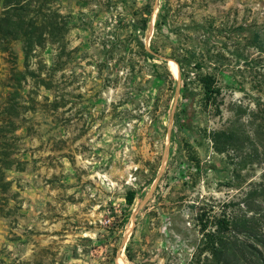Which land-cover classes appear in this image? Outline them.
<instances>
[{"label":"rangeland","instance_id":"374dc122","mask_svg":"<svg viewBox=\"0 0 264 264\" xmlns=\"http://www.w3.org/2000/svg\"><path fill=\"white\" fill-rule=\"evenodd\" d=\"M27 10L41 47L0 39V264L201 262L200 213L264 235V0Z\"/></svg>","mask_w":264,"mask_h":264},{"label":"trees","instance_id":"16d2710c","mask_svg":"<svg viewBox=\"0 0 264 264\" xmlns=\"http://www.w3.org/2000/svg\"><path fill=\"white\" fill-rule=\"evenodd\" d=\"M32 0H4L5 10L0 18V39L1 40H19L22 42V53L24 60H28L31 53L41 44L34 43V36L38 34V38L42 37V31L47 27L45 22L39 23L37 18L26 17L28 7ZM42 9L41 7L39 8ZM22 14H18V13ZM18 14V15H17ZM150 18L146 20L148 27ZM43 26V27H42ZM51 27V26H50ZM176 67V66H175ZM181 69V68H180ZM203 94L206 101L210 102L219 93V89L215 86V80L211 75H203L199 79ZM264 83V80H263ZM187 75L181 80L182 96L186 97L187 92ZM185 112V108L181 110ZM178 129L186 132L189 130L185 118L178 120ZM264 186V172L261 175ZM264 188V187H262ZM135 193L127 192L124 200L127 207L133 205ZM202 214H198L197 222L199 231L202 235L203 252L205 257L200 262L199 258H195L191 264H264V253L261 247H264L263 233L256 234L252 227V221L249 219L233 218H217L213 224L205 222ZM126 220L125 215L121 222ZM115 251L102 262V264H113V256Z\"/></svg>","mask_w":264,"mask_h":264}]
</instances>
